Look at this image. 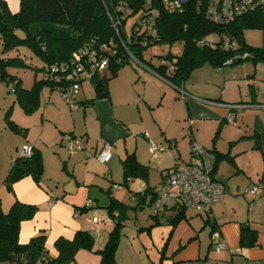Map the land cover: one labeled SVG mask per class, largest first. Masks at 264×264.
<instances>
[{
  "label": "crops",
  "instance_id": "obj_1",
  "mask_svg": "<svg viewBox=\"0 0 264 264\" xmlns=\"http://www.w3.org/2000/svg\"><path fill=\"white\" fill-rule=\"evenodd\" d=\"M5 1L12 12L18 11L19 0ZM15 49L8 57H14L10 54ZM242 61L226 66L205 62L176 83L156 72L160 62L143 56L142 62L128 61L114 74L107 68L85 80L73 106L58 89L42 84L37 106L22 107L24 114L37 116L39 130L32 131L30 123L23 127L24 136L13 141L6 127L0 131L1 207L6 211L15 200L37 206L31 218L20 222L19 242L44 232L45 247L54 255L58 238L71 239L77 230H85L93 236V247L78 250L69 264H100L98 251L120 220L117 264H264V191L259 189L252 201L243 193L249 184L264 182V109L232 106L264 103V75L257 74L264 61L252 62L254 73ZM41 66L17 57L6 71L28 90L41 78ZM29 68L34 77L27 87L17 73ZM104 78L105 93L99 94L95 82ZM66 133L83 137L88 150L70 154ZM104 140L112 142L107 162L95 156ZM150 141L162 149L153 152ZM191 141L212 152V177L224 184V196L210 213L186 207L173 222L181 209L170 207L159 221L144 206L149 190L161 183L164 170L189 160ZM25 142L41 154V180L26 175L9 186L5 177ZM130 154L139 168L126 177L123 160ZM112 199L124 204L114 216L107 208ZM214 230L225 241L220 251L212 245ZM243 233L247 242L251 237L254 242L241 244Z\"/></svg>",
  "mask_w": 264,
  "mask_h": 264
},
{
  "label": "trees",
  "instance_id": "obj_2",
  "mask_svg": "<svg viewBox=\"0 0 264 264\" xmlns=\"http://www.w3.org/2000/svg\"><path fill=\"white\" fill-rule=\"evenodd\" d=\"M120 2L132 8L134 18L130 27L127 28L129 17L127 16L118 27V31L122 39L125 34L130 36L131 40L126 46L138 61H143V51L152 44L182 43L180 52H168L161 55L174 63L175 69L172 72H168L162 64L155 68L159 75L176 83L184 80L192 68L205 62L214 66H223L224 60L231 55V51L200 48L195 45L196 37L211 32L224 31L234 38L238 42V51L248 52L249 55L245 59H251L253 63L264 61V49L248 46L243 36L246 28H264V13L259 10L239 16L227 25H218L205 20L202 13L196 11L194 7H188L183 11L166 12L161 8L160 0H19V9L16 12L9 9L5 0H0V80L10 84L17 95V101L23 108L31 110L37 106L38 91L42 84L56 88L54 83L44 79L45 69L49 64L68 59L73 51L90 39L114 38L115 33L110 26L107 11L114 17V7ZM150 7L159 9L154 20L157 37L153 42L149 41L143 46L141 45L142 31L134 30L135 20ZM19 47L29 49L44 61V64L37 68L42 72L41 78L35 80L28 90L21 87L20 79L9 75L6 71V68L17 59V57H8L6 53ZM122 54V51H118L117 55L110 58L107 68L110 69L111 74L128 62L125 58L118 59L124 57ZM240 61L242 60L235 63ZM96 76L97 74L92 78L95 79ZM107 79H96L95 88L99 94L105 93ZM7 122L11 128L19 130L12 120ZM219 156L221 155H215V158L218 159ZM123 167L126 177L131 176L139 168L134 154L128 155L123 160ZM42 174L41 154L33 147L29 156L19 154L15 157L5 182L10 186L16 180L31 175L39 183ZM154 189H150L149 193L152 194ZM121 206L124 204L112 199L107 208L114 216V210ZM178 209L181 210L173 222L181 216L184 208L178 207ZM36 210V205L15 200L8 210L4 211L0 201V261H9L14 264H69L75 262V254L78 250L92 249L93 236L85 230H77L71 239L58 238L55 241L56 254L54 255L50 254L45 247L44 232H39L30 237L27 242L20 243L18 240L20 222L31 218ZM120 226L121 222L117 220L105 246L98 251L100 264H117L115 250L120 238ZM253 242L254 237L247 242L244 233L242 234L241 244Z\"/></svg>",
  "mask_w": 264,
  "mask_h": 264
},
{
  "label": "built area",
  "instance_id": "obj_3",
  "mask_svg": "<svg viewBox=\"0 0 264 264\" xmlns=\"http://www.w3.org/2000/svg\"><path fill=\"white\" fill-rule=\"evenodd\" d=\"M162 10L166 12L183 11L188 7H194L200 11L203 18L211 23L227 25L239 16L246 15L255 10L264 13V0H160ZM159 9L150 7L144 10L142 15L136 18V32L142 31L141 45L153 42L157 35L154 28L155 19ZM110 26L115 36L110 39H90L81 47L72 52L71 56L62 61L51 63L47 66L44 79L54 83L61 92L65 102L70 105L77 104V94L81 84L91 79L99 71L106 69L109 60L118 51H122L121 59L132 58L140 63L129 51L128 45L131 38L128 34L122 39L118 27L127 16L133 14L132 8L125 3H118L113 10L114 17L107 11ZM196 46L200 48L221 49L231 51V55L224 60L223 65H231L238 60L245 59L247 51H238V42L224 31L211 32L194 39ZM126 56V57H125ZM160 64L164 65L168 72L175 69L174 63L164 57L160 58ZM234 108L254 107L264 109V103L246 104L236 103ZM231 119V115L228 117ZM64 145L70 154L80 150H88V145L79 135L66 133L63 136ZM150 148L158 152L162 147L150 141ZM33 146L27 142L20 147L19 154L29 156ZM95 156L101 162H107L112 156V142L104 140ZM213 154L196 141L190 143V158L183 164H176L163 171V179L153 193L146 199L144 206L159 221L163 220L164 210L170 207H192L198 211L210 213L213 206L225 193L224 184L212 177ZM120 187V184H114ZM264 191V182L251 183L244 188L243 193L252 200L258 196V190ZM264 194V193H262ZM87 204H90L88 202ZM97 209H92L93 220H97ZM212 245L216 251L225 246L218 230L211 234Z\"/></svg>",
  "mask_w": 264,
  "mask_h": 264
},
{
  "label": "rangeland",
  "instance_id": "obj_4",
  "mask_svg": "<svg viewBox=\"0 0 264 264\" xmlns=\"http://www.w3.org/2000/svg\"><path fill=\"white\" fill-rule=\"evenodd\" d=\"M108 15V14H107ZM109 17V16H108ZM134 16L130 15L127 20V28L130 27V24L133 20ZM19 34H21L19 32ZM244 40L246 44L253 48H262L264 49V28L262 27H254V28H246L243 32ZM182 47L181 42H175L170 44L168 42H160L156 44H152L148 46L143 51L144 58H151L154 64H159L161 55H164L168 52L178 53L180 52ZM16 50V49H15ZM1 54V53H0ZM14 57H19L22 60H26L27 64L35 65H43L44 61L40 59L38 56L33 54L29 49L25 47H19L16 51H13V54H10ZM128 63H136L132 58H128ZM253 61L251 59H246L242 61L241 64H245L246 69L249 72L254 73L255 70L252 69ZM11 70H15V68H10ZM13 72V71H12ZM244 72V71H243ZM18 77L21 76L24 80V85L29 87L33 82L34 70L32 69H21L17 73ZM41 72L39 71L37 77L40 76ZM258 75H264V64L260 66V69L257 71ZM64 105H67L64 100H62ZM66 107V106H65ZM68 107V106H67ZM8 114V115H7ZM35 117V118H33ZM37 116L30 117L28 114H24L22 106L17 101V95L11 88L10 84H6L4 81L0 80V131L1 128L6 127V133H9V138L13 141L15 138H19V135L24 136V132L26 126L31 123V130L37 132L40 128L39 122L36 119ZM7 120H13L15 124L18 126L19 130H14L11 128L7 122ZM22 127H20V126ZM25 127V129L23 128ZM28 128V127H27ZM16 135V136H15ZM1 161V159H0ZM264 196V194H262ZM147 214V213H146Z\"/></svg>",
  "mask_w": 264,
  "mask_h": 264
}]
</instances>
